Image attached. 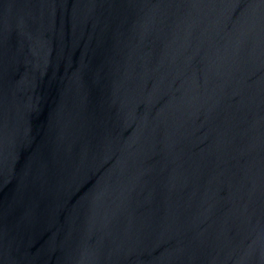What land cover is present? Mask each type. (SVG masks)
<instances>
[{"label":"water","instance_id":"obj_1","mask_svg":"<svg viewBox=\"0 0 264 264\" xmlns=\"http://www.w3.org/2000/svg\"><path fill=\"white\" fill-rule=\"evenodd\" d=\"M0 264H264V0H0Z\"/></svg>","mask_w":264,"mask_h":264}]
</instances>
